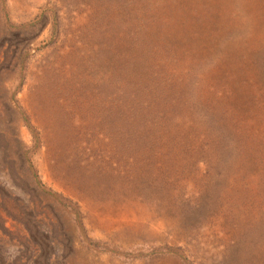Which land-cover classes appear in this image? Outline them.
I'll return each instance as SVG.
<instances>
[{
    "label": "rangeland",
    "instance_id": "rangeland-1",
    "mask_svg": "<svg viewBox=\"0 0 264 264\" xmlns=\"http://www.w3.org/2000/svg\"><path fill=\"white\" fill-rule=\"evenodd\" d=\"M0 264H264V0H0Z\"/></svg>",
    "mask_w": 264,
    "mask_h": 264
},
{
    "label": "trees",
    "instance_id": "trees-1",
    "mask_svg": "<svg viewBox=\"0 0 264 264\" xmlns=\"http://www.w3.org/2000/svg\"><path fill=\"white\" fill-rule=\"evenodd\" d=\"M1 243V242H0ZM0 251H3V247L0 245Z\"/></svg>",
    "mask_w": 264,
    "mask_h": 264
}]
</instances>
